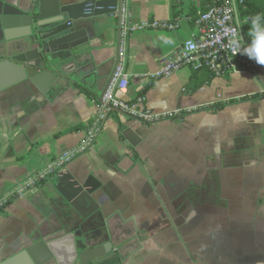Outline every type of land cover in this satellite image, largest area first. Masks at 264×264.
I'll return each instance as SVG.
<instances>
[{
	"label": "crops",
	"instance_id": "0c3cea01",
	"mask_svg": "<svg viewBox=\"0 0 264 264\" xmlns=\"http://www.w3.org/2000/svg\"><path fill=\"white\" fill-rule=\"evenodd\" d=\"M40 1L0 0L20 8ZM204 5L124 0L130 25L177 27L130 33V83L117 97L133 102L146 95L151 111L174 116L146 125L110 113L94 146L55 175L67 170L81 184L90 179L99 210L82 217L53 184L55 176L15 195L0 207L1 262L74 234L82 250L112 243L113 254L92 264H264V71L218 77L185 67L149 79L197 34ZM79 26L90 37L78 61L84 83L63 81L44 95L26 81L0 92V200L77 148L102 103L117 66L119 17Z\"/></svg>",
	"mask_w": 264,
	"mask_h": 264
},
{
	"label": "water",
	"instance_id": "95a60500",
	"mask_svg": "<svg viewBox=\"0 0 264 264\" xmlns=\"http://www.w3.org/2000/svg\"><path fill=\"white\" fill-rule=\"evenodd\" d=\"M175 1L178 6L183 4V0ZM0 3V92L26 81L33 83L44 95L63 81L76 85L84 83L83 69L78 61L89 47L90 37L87 28L79 26L81 21L118 16L120 47L124 0H86L74 4L41 0L40 5L31 4L26 8ZM238 20L241 25L239 16ZM71 65L75 67L70 69ZM121 129L128 130L125 126ZM52 182L82 217L87 218L99 210L90 179L81 184L65 170ZM113 252L111 242L82 250L75 235L69 234L50 242L36 243L0 264H49L52 261L92 264ZM118 260L122 263L120 257Z\"/></svg>",
	"mask_w": 264,
	"mask_h": 264
},
{
	"label": "built area",
	"instance_id": "2783aa9c",
	"mask_svg": "<svg viewBox=\"0 0 264 264\" xmlns=\"http://www.w3.org/2000/svg\"><path fill=\"white\" fill-rule=\"evenodd\" d=\"M206 3V11L200 12L194 21L197 34L186 40L183 45L162 64L160 69L149 75L150 83L156 80L169 78L179 70L189 67L195 71L209 69L216 76H222L226 72H261L264 66H260L247 55L234 53L230 41L235 37H242L245 46L249 43L243 27L239 25L238 5L243 0H202ZM238 12V16H237ZM240 17V16H239ZM176 24L170 23H146L143 25H130L125 8L123 9L122 34L118 49V63L113 72L111 83L106 90L102 103L97 106V113L92 122L87 126L86 135L82 143L72 151L61 156L47 168L27 177L18 183L12 191H9L0 200V207L17 194L37 188L48 181L61 170L65 163L70 162L76 155L86 152L94 146L101 134L109 114L120 111L128 117L140 121L146 125H152L173 118L174 115H160L147 107V96L142 95L133 102H125L117 97V93L127 90L130 83V75L126 71L125 44L130 33L143 28L175 29ZM191 41L195 48L187 51L188 42Z\"/></svg>",
	"mask_w": 264,
	"mask_h": 264
},
{
	"label": "clouds",
	"instance_id": "9594fccd",
	"mask_svg": "<svg viewBox=\"0 0 264 264\" xmlns=\"http://www.w3.org/2000/svg\"><path fill=\"white\" fill-rule=\"evenodd\" d=\"M249 27L248 35L251 38V43L245 46L242 37H235L230 41L231 47L237 55H247L250 59L255 60L260 66H264V16L257 15L248 18L245 21ZM243 27V25L241 26ZM172 43V41H167ZM195 45L189 41L187 51H192Z\"/></svg>",
	"mask_w": 264,
	"mask_h": 264
},
{
	"label": "trees",
	"instance_id": "16d2710c",
	"mask_svg": "<svg viewBox=\"0 0 264 264\" xmlns=\"http://www.w3.org/2000/svg\"><path fill=\"white\" fill-rule=\"evenodd\" d=\"M206 5L207 4L205 3L202 12L206 11ZM177 8L181 9L180 6H177ZM238 12H239V16H240V19L242 21V24H243L244 33L246 34L247 41L250 44L251 43V38L248 35L250 26L245 24V21L248 18L257 16V15L264 16V0H243V3L238 5ZM201 70H209V69H201ZM197 71H200V70H197ZM210 72H212V71H210ZM213 75L215 76L214 73H213Z\"/></svg>",
	"mask_w": 264,
	"mask_h": 264
}]
</instances>
